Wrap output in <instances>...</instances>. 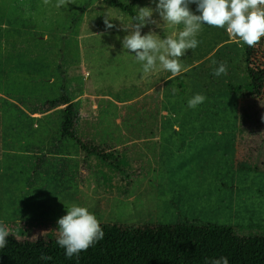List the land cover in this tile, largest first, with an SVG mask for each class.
<instances>
[{
  "label": "rangeland",
  "instance_id": "374dc122",
  "mask_svg": "<svg viewBox=\"0 0 264 264\" xmlns=\"http://www.w3.org/2000/svg\"><path fill=\"white\" fill-rule=\"evenodd\" d=\"M90 1L74 0L66 8H56L57 0L49 5L43 0H0V111L5 125L0 226L18 239L59 238L57 221L76 204L87 207L100 224H215L264 234V172L237 169L240 100L228 90L230 84L245 81L243 42L226 28L202 25L198 46L181 57L184 93L176 76L159 88L163 71L145 75L142 64L122 48V37L114 32L84 40V68L81 56L69 46L81 43L73 22ZM189 7L199 14L196 6ZM130 20L126 16L123 22ZM112 23L122 27L119 20ZM145 27L144 34L152 30L161 39L182 29ZM45 32L50 34L47 39ZM221 62L226 63L227 74L216 77ZM170 75L166 72L165 78ZM87 80L98 96L97 107L92 109L89 100L79 101L84 107L79 112V134L84 141L129 159L128 188L119 174H111L114 188L107 192L94 159L84 163L77 144L62 138L61 107L44 119L43 133L52 135L51 150L41 152L39 143L33 155L21 145L16 148V140L28 134L18 112L42 111L46 102L60 96L64 85L78 101ZM196 94L206 99L190 108L188 100Z\"/></svg>",
  "mask_w": 264,
  "mask_h": 264
},
{
  "label": "trees",
  "instance_id": "16d2710c",
  "mask_svg": "<svg viewBox=\"0 0 264 264\" xmlns=\"http://www.w3.org/2000/svg\"><path fill=\"white\" fill-rule=\"evenodd\" d=\"M106 1L132 18L141 0L130 4ZM242 70L244 83L228 86L229 92L240 100L237 169L264 172V37L255 47L243 44ZM183 77L180 74L175 79L184 93ZM46 105L49 109L62 107V138L78 145L85 155L84 163L94 159L107 192L114 188L111 174H119L126 188L131 185L132 172L126 156L79 136L77 108L65 85L60 96ZM100 226L103 239L82 251L79 258L75 255L68 258L57 237L27 240L9 235L7 246L0 249V264H212L220 257H226L229 264H264V234L254 228L189 223L159 227ZM42 254L51 259H41Z\"/></svg>",
  "mask_w": 264,
  "mask_h": 264
},
{
  "label": "clouds",
  "instance_id": "9594fccd",
  "mask_svg": "<svg viewBox=\"0 0 264 264\" xmlns=\"http://www.w3.org/2000/svg\"><path fill=\"white\" fill-rule=\"evenodd\" d=\"M43 3L49 5L51 0H43ZM73 3L74 0H57L54 6L66 8ZM153 3L155 8L137 7V14L129 23H124L123 18L110 9L104 12L106 29L116 27L110 22L113 19L121 22L122 29L128 33L121 41L122 48L134 53L145 75L166 71L173 77L178 76L184 70L181 57L198 46L196 37L205 24L226 28L230 36L249 47H255L264 37V0H158V3L153 0ZM190 4L196 5L199 14L191 10ZM154 13L158 14L162 24L153 18ZM149 24L171 28L182 25V29L161 39L152 30L142 34V29ZM226 74L227 65L221 62L214 75L219 77ZM205 99L204 95L196 94L188 100V106L195 108ZM66 210V215L57 221L60 233L57 243L65 249L68 258L74 255L79 258L82 251H87L103 239L104 232L99 220L87 207L73 204ZM9 235V231L0 226V249L7 246L6 238ZM41 259L49 260L51 257L42 254ZM212 264H229V261L226 257H220Z\"/></svg>",
  "mask_w": 264,
  "mask_h": 264
},
{
  "label": "crops",
  "instance_id": "0c3cea01",
  "mask_svg": "<svg viewBox=\"0 0 264 264\" xmlns=\"http://www.w3.org/2000/svg\"><path fill=\"white\" fill-rule=\"evenodd\" d=\"M156 2H157V0H156ZM137 5L138 6L143 5L144 7L151 6L152 8H155V3H153V0H141ZM137 5H136V7H137ZM192 5L196 6L195 4H192ZM103 7L110 9L116 16L123 17V19L126 16L130 17L129 15L124 14L121 10H119L115 7L109 6V4L107 3L106 0H91L89 5L82 9L80 19L73 22V29L76 30V35H78L77 37L79 38V41L81 40V43H80V45H76V43L73 42L69 46V48H73L74 52L77 53L78 56L79 55L81 56V62H82V66L84 68H86L85 59L83 57L85 55L84 52L86 50V47L84 45V40L86 38H89L91 36H96V35L99 36L103 33H113L114 32L113 33L114 36H120L123 39V37L128 34L120 26H116L112 29H106V27L100 28V24H104V22H103L104 21V14L101 13V11H100ZM112 8H114L115 10H113ZM124 15H126V16H124ZM158 17H159L158 14L154 13L153 18H158ZM157 21L159 22L160 19ZM110 22L112 23V21H110ZM147 30H148V28L144 27L142 29V34H144ZM46 33L48 34V36L45 35L44 39H47L50 35L49 32H45V34ZM72 34H74V33L69 32L68 35L71 36ZM165 73H166V71H163V78L159 84V88L164 85L165 81H169L170 79H173L172 75H170L166 79ZM88 75H89V73H88ZM148 76H150V75H148ZM83 87H84L83 94L78 97V101L72 100V102L75 105L77 102V105L79 106V107H77V105H76L77 112H78V126H77L78 134H79V123H80L79 112L82 113V110L84 109L83 106L81 107L79 101L80 100H85V101L89 100V101L93 102L92 109H96V107H97L95 99L98 96L95 95L94 91H92L90 81L87 80L84 83ZM159 88H157V89H159ZM156 90H154V91H156ZM79 91H81V90L79 89ZM153 92H150L149 94H151ZM108 100L112 101V102H114V104L118 105V103L113 101L112 99H108ZM48 102H50V101H48ZM48 102H46L45 104H47ZM54 109H49L48 106L45 105V107L43 108L42 111L33 110V111L18 112L17 119L23 120L24 126H25L26 130L28 131V134L26 135V137L24 139H22L20 141L16 140V148L19 145H21L23 147L22 148L23 150L26 149L31 155H33L35 152H32V151L34 148H36V146H34V145H38V143H39V144L43 145V146L41 145L42 147L40 146L41 152L44 151V153L46 154V152L51 150L52 135L44 134L43 133V126H46V123L44 121L45 117L52 115V113L54 112ZM60 109L62 110V107ZM61 110H60V112L62 115ZM55 111H58V110H55ZM84 116L87 117L86 115H84ZM3 120H4V114L2 111H0V151H2L4 149V139H5V134L3 132V130L5 129V125H4ZM61 125H62V123H61ZM20 126L21 125H16V129L19 128ZM79 136H80V134H79ZM22 144H24V145H22ZM77 147H78V145H77ZM78 149H80V148L78 147Z\"/></svg>",
  "mask_w": 264,
  "mask_h": 264
}]
</instances>
